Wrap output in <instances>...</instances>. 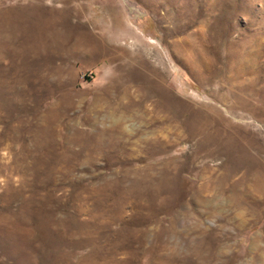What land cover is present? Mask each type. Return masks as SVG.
Segmentation results:
<instances>
[{"label":"rangeland","instance_id":"1","mask_svg":"<svg viewBox=\"0 0 264 264\" xmlns=\"http://www.w3.org/2000/svg\"><path fill=\"white\" fill-rule=\"evenodd\" d=\"M0 264H264V0H0Z\"/></svg>","mask_w":264,"mask_h":264},{"label":"bare ground","instance_id":"2","mask_svg":"<svg viewBox=\"0 0 264 264\" xmlns=\"http://www.w3.org/2000/svg\"><path fill=\"white\" fill-rule=\"evenodd\" d=\"M124 122V121H123ZM120 125L122 126V124L120 123ZM124 125V124H123ZM120 129V128H119ZM122 134V133H121Z\"/></svg>","mask_w":264,"mask_h":264}]
</instances>
